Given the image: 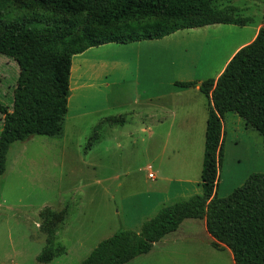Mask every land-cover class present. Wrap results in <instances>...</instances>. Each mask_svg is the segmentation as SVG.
<instances>
[{
    "label": "rangeland",
    "instance_id": "374dc122",
    "mask_svg": "<svg viewBox=\"0 0 264 264\" xmlns=\"http://www.w3.org/2000/svg\"><path fill=\"white\" fill-rule=\"evenodd\" d=\"M216 2L219 6L234 8L233 12L238 11L236 15L249 18L250 23L245 26L214 24L199 27L193 37H190V31H184L187 38L170 43L167 49L153 50L152 54L149 48L141 49L142 70L145 68L142 78L146 74L148 78L159 77L167 81L176 72L187 73L192 69L197 77L216 79L227 55L239 43L250 40L258 25H264V0ZM0 18L6 21L28 18L35 24H44L64 16L34 0H0ZM110 46L92 50L91 54L97 53L91 59L122 61L136 54L129 52L135 50L132 44H124L130 48L128 52L117 51L118 45ZM147 58L150 61L146 62L153 63L149 68L144 66ZM132 69L130 77H134L131 73L136 71L135 66ZM19 73L17 61L0 55V102L5 106L13 105ZM124 118L123 125H103L98 129L99 135L93 128L83 132L85 126L80 122L76 135L66 137L65 159L63 154H53L49 149L36 145L34 138L38 135L12 145L8 167L19 157L20 163L15 169L0 175V190L4 188L5 197L17 203L25 189L27 195L24 200L46 202L41 209L46 206L56 211L69 209L66 221L59 223L56 236V242L64 251L51 264H80L102 240L117 231L130 229L140 232L143 223L163 207L203 193L204 133L202 139L194 132L186 131L181 136L173 134L166 149L162 131L165 125L155 128L153 133L136 132L139 118L131 113L125 114ZM1 120L0 113V126ZM223 125L219 197L229 196L252 173L264 171V140L260 132L233 112L225 114ZM131 131H134L133 136ZM65 134L48 137L61 139ZM150 173L155 177H149ZM5 181L7 186H4ZM41 183L42 190H39ZM50 184L57 186L56 193L48 190ZM20 232L25 234L20 242L21 250L10 264H40L37 256L45 238L40 226L37 232L41 242L37 253L34 251L38 244L30 239L29 228H21ZM213 242L215 239L210 238L201 219H185L177 231L156 242L149 253L125 264H235L232 251L223 244L216 248Z\"/></svg>",
    "mask_w": 264,
    "mask_h": 264
},
{
    "label": "trees",
    "instance_id": "16d2710c",
    "mask_svg": "<svg viewBox=\"0 0 264 264\" xmlns=\"http://www.w3.org/2000/svg\"><path fill=\"white\" fill-rule=\"evenodd\" d=\"M64 18L35 24L28 18H0V55L17 61L20 73L13 105L0 102V175L15 142L35 135L65 134L73 57L107 43L161 39L178 30L213 24L245 26L249 18L216 0H34ZM235 14V15H233ZM138 28L135 30L134 28ZM195 87V81L176 82ZM200 90L209 100L203 193L175 201L146 220L140 232L117 231L102 240L80 264H125L149 253L154 244L175 232L185 219H205L215 239L232 251L235 264H264V171L252 173L227 197L218 196L219 168L224 151V116L233 112L256 128L264 140V25L255 39L241 47L221 75L207 79ZM67 209L46 206L39 212L45 235L37 256L51 264L64 249L56 242Z\"/></svg>",
    "mask_w": 264,
    "mask_h": 264
},
{
    "label": "crops",
    "instance_id": "0c3cea01",
    "mask_svg": "<svg viewBox=\"0 0 264 264\" xmlns=\"http://www.w3.org/2000/svg\"><path fill=\"white\" fill-rule=\"evenodd\" d=\"M260 27L261 25L256 27L254 36L250 40L239 43L227 55L216 78L221 75L233 55L241 47L255 39ZM198 28L178 30L161 39H145L129 43H107L91 47L83 53L75 55L70 76L66 134L61 139L38 135L34 138L36 145H39L40 148L49 149L53 154H63L65 159L66 137L72 138L76 135L80 122L82 126H85L83 132H88L90 128H93L96 135H99L98 129L102 128L103 125L108 124L116 127L125 124L124 115L128 113L139 118V127L136 132L153 133L155 128H162L165 125L162 131L165 133L166 149L169 138L173 134L181 136L186 131L191 134L194 132L199 139H202V133H204L205 140L210 103L201 92L198 84L207 79L197 77V74L191 71L192 69L187 73L183 71L176 72L167 81L159 77H156V79L148 78L146 74L143 78L141 76V73L143 75L145 70V68L142 70L141 49H151L150 54L153 50L167 49L170 43H177L180 39L187 38V35L183 34L184 31H190V37H193ZM124 44L135 46V50L129 52L131 54L135 52L136 54L122 61L107 62L100 59H91L97 53L93 52L92 55L90 53L92 50L100 47H111L110 45H118L117 51L128 52L130 48H127ZM146 61L150 60L148 58L144 60L145 67L149 68L150 65H153L152 61L151 63ZM134 66L136 68L135 74L131 73V76L134 75V77H130V70H133ZM185 81H195L196 85L195 87H181L176 84V82ZM1 124L0 133L3 128V115ZM114 131H117V128H114ZM130 135L133 136L134 131H131ZM22 147H26V145ZM13 153L11 152L12 155ZM11 163L9 167L7 164L6 172L2 175H5L11 168L15 169L16 164L20 163V157ZM30 179L28 177V180ZM7 185L8 182L5 181L4 186ZM38 187L39 190H42V183ZM48 190L51 193H56L58 188L55 184H50ZM26 192L27 190L24 189L22 198H19V201L15 203L5 197L4 188L0 190V264H10V262L17 259L21 250L20 242L25 237V234L20 232L21 228H29L30 239L35 240L38 244V248L34 253L39 251L41 236L37 232L40 226L38 212L46 202L36 200L32 203L26 201L23 199L27 195ZM68 215L69 209H67L65 221ZM201 220L203 225L206 226L205 219ZM209 235L210 238H213L210 233ZM23 243L25 244V241ZM231 256L233 258L232 253Z\"/></svg>",
    "mask_w": 264,
    "mask_h": 264
},
{
    "label": "built area",
    "instance_id": "2783aa9c",
    "mask_svg": "<svg viewBox=\"0 0 264 264\" xmlns=\"http://www.w3.org/2000/svg\"><path fill=\"white\" fill-rule=\"evenodd\" d=\"M149 177H152V178H153V177H155V176L153 175V173H150V174H149Z\"/></svg>",
    "mask_w": 264,
    "mask_h": 264
},
{
    "label": "water",
    "instance_id": "95a60500",
    "mask_svg": "<svg viewBox=\"0 0 264 264\" xmlns=\"http://www.w3.org/2000/svg\"><path fill=\"white\" fill-rule=\"evenodd\" d=\"M198 85H201L200 83Z\"/></svg>",
    "mask_w": 264,
    "mask_h": 264
}]
</instances>
